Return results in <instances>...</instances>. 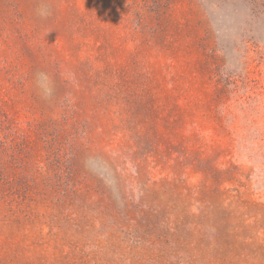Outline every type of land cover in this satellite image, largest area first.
Segmentation results:
<instances>
[{
	"label": "rangeland",
	"instance_id": "obj_1",
	"mask_svg": "<svg viewBox=\"0 0 264 264\" xmlns=\"http://www.w3.org/2000/svg\"><path fill=\"white\" fill-rule=\"evenodd\" d=\"M0 264H264V0H0Z\"/></svg>",
	"mask_w": 264,
	"mask_h": 264
},
{
	"label": "clouds",
	"instance_id": "obj_2",
	"mask_svg": "<svg viewBox=\"0 0 264 264\" xmlns=\"http://www.w3.org/2000/svg\"><path fill=\"white\" fill-rule=\"evenodd\" d=\"M38 84L43 85L44 82L48 80V77L45 73H39L37 76Z\"/></svg>",
	"mask_w": 264,
	"mask_h": 264
}]
</instances>
